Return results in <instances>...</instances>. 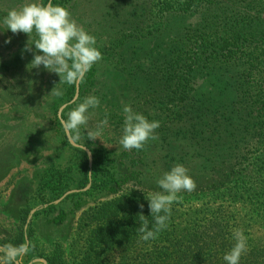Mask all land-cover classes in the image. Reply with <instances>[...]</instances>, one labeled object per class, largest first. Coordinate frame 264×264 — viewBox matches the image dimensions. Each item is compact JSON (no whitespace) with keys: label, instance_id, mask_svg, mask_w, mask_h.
<instances>
[{"label":"rangeland","instance_id":"1","mask_svg":"<svg viewBox=\"0 0 264 264\" xmlns=\"http://www.w3.org/2000/svg\"><path fill=\"white\" fill-rule=\"evenodd\" d=\"M154 1L51 0L67 9L71 18L96 38L95 47L102 54L89 79L85 76L82 82L68 85L59 84L60 77L43 66L31 68L36 50L32 45V51H25L29 37L13 34L3 24L10 10L29 3L46 6L49 0H0V247L5 239L13 241L22 232L29 251L20 264H44L41 260L53 252L58 241L65 244L69 262L80 264L95 229L89 209L118 199L125 204V211L133 215L142 211L154 227L147 199L161 191L157 181L171 170L169 167L177 165L165 140L169 126L159 122L158 139L150 140L143 150L122 148L124 105L149 121H157V111L148 98L137 99L139 83L117 66L121 56L130 59L138 53L147 58L165 51L168 33L160 32L161 26L154 24V15H159L157 8L153 9ZM177 21L174 19L168 29L178 28ZM155 36L160 42L157 45ZM9 39L10 43H5ZM36 39L33 33L30 43ZM57 84L63 93L59 97L50 95ZM88 96L97 97L100 104L89 109L88 124L81 127V133L86 137V130H94L106 113L108 125L102 141L86 139V150L80 151L68 142L60 119H66L67 113ZM253 158L255 168L251 164L245 178L249 187L255 182L251 169L264 167V152L253 154ZM231 185L234 192H229L227 183L226 188H220L221 193L213 189L179 193L180 199L171 205L167 227L155 239L138 238L126 250L110 254L107 263L226 264L223 257L236 243L233 231L241 229L247 252L239 264H264L262 204L249 198L247 188L236 194L238 188ZM164 247H169L166 256L153 260L150 252Z\"/></svg>","mask_w":264,"mask_h":264},{"label":"trees","instance_id":"2","mask_svg":"<svg viewBox=\"0 0 264 264\" xmlns=\"http://www.w3.org/2000/svg\"><path fill=\"white\" fill-rule=\"evenodd\" d=\"M155 1L159 15H154V24L168 33L165 51L147 58L138 53L130 59L121 56L117 66L140 84L137 99L148 98L157 111L155 119L169 126L165 140L172 148L171 160L188 170L197 185L193 193H221L227 183L234 192V183L236 194L247 188L249 198H257L264 209V167L251 169L256 190L254 184L245 185L252 155L264 152V0ZM174 19L178 28L168 29ZM154 39V44L160 43L157 36ZM92 75L90 70L86 80ZM122 202L89 209L95 229L80 264H108L110 254L140 238L142 221L125 211ZM152 225L148 223L149 230ZM13 242L24 243L23 233L2 244ZM168 251L164 247L150 253L153 260H162ZM44 259L48 264H71L62 241Z\"/></svg>","mask_w":264,"mask_h":264},{"label":"clouds","instance_id":"3","mask_svg":"<svg viewBox=\"0 0 264 264\" xmlns=\"http://www.w3.org/2000/svg\"><path fill=\"white\" fill-rule=\"evenodd\" d=\"M7 30L13 34L24 33L29 37L25 51H32L35 47L31 68L43 66L49 72L60 77V83L75 85L82 82L93 65L102 59L101 52L95 47L96 38L88 34L75 20L70 12L62 6L53 5L51 0L45 6L38 3L25 4L19 10L12 9L3 19ZM35 33L37 39L30 43L31 35ZM10 43V39L5 41ZM57 84L50 95L62 96ZM100 101L95 96L85 97L83 102L67 113V118H61L62 130L70 144L86 150L85 140L100 139L104 128L108 125V115L100 121L94 130H86L87 136L81 133V127L88 124L89 109L96 108ZM124 122L119 144L124 150H143L150 140H157L155 134L160 127L159 121H149L143 114L133 111L125 104L123 107ZM83 140V142H82ZM101 140V139H100ZM102 141V140H101ZM161 191L154 193L149 199L151 217L154 227L149 230L146 217L138 215L142 224L139 228L140 239L149 241L167 227L171 214V205L178 201L181 192H192L196 189L195 181L188 175L183 165H175L157 181ZM143 210V205H140ZM235 245L224 255L226 264H239L242 254L247 252L246 237L241 229L233 231ZM29 251L28 243L20 245L6 244L0 247V262L2 264H20L21 258Z\"/></svg>","mask_w":264,"mask_h":264},{"label":"water","instance_id":"4","mask_svg":"<svg viewBox=\"0 0 264 264\" xmlns=\"http://www.w3.org/2000/svg\"><path fill=\"white\" fill-rule=\"evenodd\" d=\"M44 264H48L46 260H41Z\"/></svg>","mask_w":264,"mask_h":264}]
</instances>
